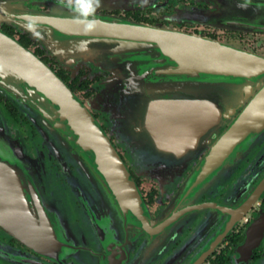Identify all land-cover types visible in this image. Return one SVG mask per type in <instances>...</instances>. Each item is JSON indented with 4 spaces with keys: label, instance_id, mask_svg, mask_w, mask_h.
Returning <instances> with one entry per match:
<instances>
[{
    "label": "water",
    "instance_id": "1",
    "mask_svg": "<svg viewBox=\"0 0 264 264\" xmlns=\"http://www.w3.org/2000/svg\"><path fill=\"white\" fill-rule=\"evenodd\" d=\"M217 2L222 9L211 18L221 26L264 32V0ZM1 9L0 18L19 24L60 59L91 61L111 73L91 104L111 115V134L128 152L137 175L172 184L181 171L173 165L178 158L191 153L204 135L228 126L186 178L161 226L193 211L194 198L236 162L235 148L264 126L262 57L207 37L93 12L38 15ZM0 93L41 115L50 131L64 138L62 145H47L58 165L63 153L82 156L83 161L75 158L78 169L109 198L125 226L137 232L150 228L128 176L85 107L1 30ZM248 94L253 99L234 117L232 105ZM34 164L10 139L0 116V225L41 249L74 252V242L55 239L52 232V247L32 230L33 221L54 216L33 188L38 186Z\"/></svg>",
    "mask_w": 264,
    "mask_h": 264
},
{
    "label": "flooded vegetation",
    "instance_id": "2",
    "mask_svg": "<svg viewBox=\"0 0 264 264\" xmlns=\"http://www.w3.org/2000/svg\"><path fill=\"white\" fill-rule=\"evenodd\" d=\"M3 7L38 15L69 9L93 12L207 37L264 58V32L218 24L211 18L222 9L217 0H0V10ZM0 30L85 107L106 136V145L150 220V228L140 232L125 226V219L109 198L78 169L75 158L83 161L82 156L63 153L62 166L58 165L48 155L47 145H62L64 138L60 140L51 132L41 115L0 93V116L8 136L35 163L38 186L33 188L48 215H54L47 221L31 219L32 230L52 247V232L55 239L69 240L76 246L74 252L41 249L0 225V264H264V126L249 133L235 148L236 162L194 198L193 211L174 224L161 226L186 178L228 126L204 135L191 153L180 156V162L173 164L181 168L178 177L161 186L136 174L128 152L111 134V115L91 104L106 86L111 76L108 70L91 61L60 59L13 21L0 18ZM252 99L248 94L234 102V117ZM30 202L34 204L33 198ZM89 214L95 217L91 219Z\"/></svg>",
    "mask_w": 264,
    "mask_h": 264
},
{
    "label": "rangeland",
    "instance_id": "3",
    "mask_svg": "<svg viewBox=\"0 0 264 264\" xmlns=\"http://www.w3.org/2000/svg\"><path fill=\"white\" fill-rule=\"evenodd\" d=\"M36 37V36H35Z\"/></svg>",
    "mask_w": 264,
    "mask_h": 264
}]
</instances>
